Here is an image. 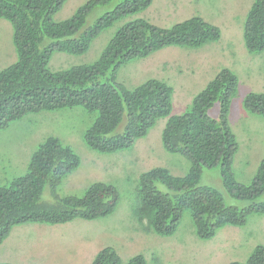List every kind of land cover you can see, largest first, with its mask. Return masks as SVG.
<instances>
[{
	"label": "trees",
	"instance_id": "trees-1",
	"mask_svg": "<svg viewBox=\"0 0 264 264\" xmlns=\"http://www.w3.org/2000/svg\"><path fill=\"white\" fill-rule=\"evenodd\" d=\"M64 1L0 0V18L11 23L17 53V60L0 70V130L29 113L82 107L95 113L83 134L85 144L97 152L111 153L131 148L159 118L166 117L163 147L183 154L191 165L183 176H174L165 167L140 174L135 212L146 222L144 227L158 235H172L188 210L194 233L199 238H211L225 225L242 226L252 213L264 215V199H259L264 195V158L249 185L239 184L232 171L238 143L227 115L238 80L230 69L222 68L181 114L173 113V89L163 80L151 78L132 89L116 82L117 69L125 62L168 46L194 48L215 41L220 37L218 27L197 16L169 28L136 18L118 28L93 63L51 71L48 63L55 51L82 54L102 29L151 4V0H120L112 11L87 25L92 8L107 0L89 1L70 18L54 21L52 15ZM242 36L247 51L264 50V0H253ZM216 102L219 117L213 119L208 112ZM243 106L264 116V92L248 93ZM78 165V155L56 137L40 143L29 158L26 172L0 185V243L14 225L58 224L110 214L118 196L112 185L102 181L92 183L81 195L56 197L55 205L40 201L46 185L54 190ZM204 168L219 169L223 190L200 184ZM158 184L168 191H162ZM225 194L246 204L228 205ZM119 262L113 249L103 248L90 264ZM126 264L147 263L138 254ZM228 264H264V245H257L245 261Z\"/></svg>",
	"mask_w": 264,
	"mask_h": 264
},
{
	"label": "rangeland",
	"instance_id": "rangeland-1",
	"mask_svg": "<svg viewBox=\"0 0 264 264\" xmlns=\"http://www.w3.org/2000/svg\"><path fill=\"white\" fill-rule=\"evenodd\" d=\"M89 1L65 0L52 15L54 21L68 19ZM120 0L97 4L87 15L92 25ZM253 0H151L141 12L126 15L102 29L82 54L55 51L48 67L58 71L71 66L93 63L110 38L126 22L136 18L169 28L197 16L218 27L220 37L199 47L168 46L120 65L116 82L127 89L156 78L172 89L174 114H181L194 96L214 79L222 68L230 69L238 85L227 115V123L237 139L232 171L242 185L252 183L264 158V116L253 114L243 106L251 92H264V50L249 52L243 42V27ZM12 26L0 18V70L17 60L12 41ZM216 102L208 115L219 117ZM95 113L82 107L61 108L29 113L0 130V185L23 175L32 152L50 136L69 146L79 157V165L51 189L46 185L40 201L55 205L58 198L81 195L94 182L112 185L118 196L113 211L97 219L75 218L58 224L31 222L14 225L0 243V262L13 264H90L103 248L113 249L119 264L138 254L147 264H228L245 261L257 245H264V215L252 213L242 226L225 225L211 238L194 233L190 212L186 210L172 235L148 231L136 216L138 178L154 167H165L174 176L185 175L190 161L180 153L163 147L161 134L167 118H159L148 133L128 149L100 153L87 147L83 134L92 124ZM200 184L223 190L218 168H204ZM162 191L167 188L158 184ZM264 199V195L259 197ZM228 205L246 203L224 195Z\"/></svg>",
	"mask_w": 264,
	"mask_h": 264
}]
</instances>
